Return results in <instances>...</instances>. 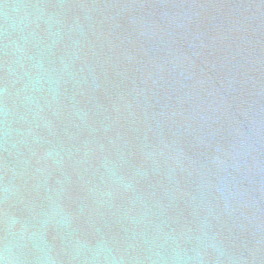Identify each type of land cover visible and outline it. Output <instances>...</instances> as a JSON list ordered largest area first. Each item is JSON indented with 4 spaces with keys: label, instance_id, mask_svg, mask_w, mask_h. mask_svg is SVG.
Segmentation results:
<instances>
[{
    "label": "water",
    "instance_id": "obj_1",
    "mask_svg": "<svg viewBox=\"0 0 264 264\" xmlns=\"http://www.w3.org/2000/svg\"><path fill=\"white\" fill-rule=\"evenodd\" d=\"M0 261L264 264V0H0Z\"/></svg>",
    "mask_w": 264,
    "mask_h": 264
},
{
    "label": "clouds",
    "instance_id": "obj_2",
    "mask_svg": "<svg viewBox=\"0 0 264 264\" xmlns=\"http://www.w3.org/2000/svg\"><path fill=\"white\" fill-rule=\"evenodd\" d=\"M0 264H4V262L3 261H0Z\"/></svg>",
    "mask_w": 264,
    "mask_h": 264
}]
</instances>
